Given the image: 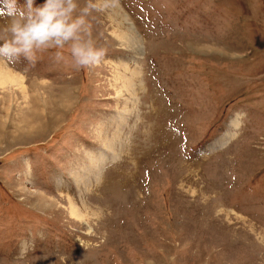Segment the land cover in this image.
Wrapping results in <instances>:
<instances>
[{
    "label": "rangeland",
    "instance_id": "1",
    "mask_svg": "<svg viewBox=\"0 0 264 264\" xmlns=\"http://www.w3.org/2000/svg\"><path fill=\"white\" fill-rule=\"evenodd\" d=\"M87 23L95 66L0 62L21 79L0 264H264V0H108Z\"/></svg>",
    "mask_w": 264,
    "mask_h": 264
},
{
    "label": "clouds",
    "instance_id": "2",
    "mask_svg": "<svg viewBox=\"0 0 264 264\" xmlns=\"http://www.w3.org/2000/svg\"><path fill=\"white\" fill-rule=\"evenodd\" d=\"M108 0H0V62L18 63L21 57L34 62L36 54L56 51L63 59L64 51L76 69L97 65L105 56L87 38V17L93 11H102ZM35 5V6H34Z\"/></svg>",
    "mask_w": 264,
    "mask_h": 264
},
{
    "label": "bare ground",
    "instance_id": "3",
    "mask_svg": "<svg viewBox=\"0 0 264 264\" xmlns=\"http://www.w3.org/2000/svg\"><path fill=\"white\" fill-rule=\"evenodd\" d=\"M114 36V35H113ZM115 37L116 39L119 40L120 43H122L124 46L126 47H130L132 48V50L134 49L135 53L137 54V51H139V47L138 45L136 44L135 40L129 36V35H125V34H119V33H116L115 34ZM121 45V44H120ZM136 46V47H135ZM133 51V52H134ZM13 74L9 71L6 70V68H2L0 66V87H3L5 85H8V84H12V85H15V84H18L21 82V79L15 77V76H12ZM128 86V87H127ZM123 87L124 88H129V84L128 83H124L123 84ZM130 89V88H129ZM118 92V91H117ZM119 95V94H118ZM117 96V95H116ZM67 202H68V207H67V212L68 214L71 216V218L75 219V220H78L79 222H82V220H80L82 217V215L77 212L76 210V206L73 204V202L71 200H68L67 199ZM52 204V203H51ZM62 204V203H61ZM72 219V220H73Z\"/></svg>",
    "mask_w": 264,
    "mask_h": 264
}]
</instances>
